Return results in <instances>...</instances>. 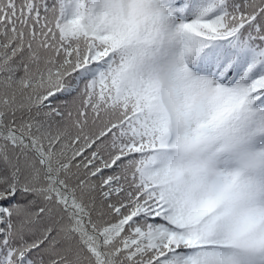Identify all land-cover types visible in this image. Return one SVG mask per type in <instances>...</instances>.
Returning a JSON list of instances; mask_svg holds the SVG:
<instances>
[{
    "label": "snow or ice",
    "instance_id": "obj_1",
    "mask_svg": "<svg viewBox=\"0 0 264 264\" xmlns=\"http://www.w3.org/2000/svg\"><path fill=\"white\" fill-rule=\"evenodd\" d=\"M0 264H264V0H0Z\"/></svg>",
    "mask_w": 264,
    "mask_h": 264
}]
</instances>
